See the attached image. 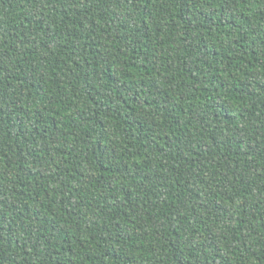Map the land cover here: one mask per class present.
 Listing matches in <instances>:
<instances>
[{
    "label": "trees",
    "instance_id": "trees-1",
    "mask_svg": "<svg viewBox=\"0 0 264 264\" xmlns=\"http://www.w3.org/2000/svg\"><path fill=\"white\" fill-rule=\"evenodd\" d=\"M0 264H264V0H0Z\"/></svg>",
    "mask_w": 264,
    "mask_h": 264
}]
</instances>
